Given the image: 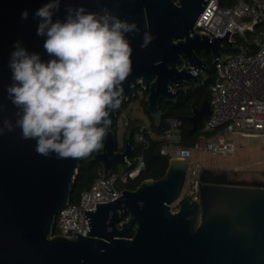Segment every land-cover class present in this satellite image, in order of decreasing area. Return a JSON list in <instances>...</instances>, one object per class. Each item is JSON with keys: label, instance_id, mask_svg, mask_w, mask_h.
Listing matches in <instances>:
<instances>
[{"label": "water", "instance_id": "1", "mask_svg": "<svg viewBox=\"0 0 264 264\" xmlns=\"http://www.w3.org/2000/svg\"><path fill=\"white\" fill-rule=\"evenodd\" d=\"M47 2L0 0V102L5 106L0 119H16L6 91L12 83L9 61L15 42L44 61L50 59L35 17ZM208 2L103 0L98 5L95 0H61L53 20L63 22L69 6L91 11L106 6L121 19L136 22L141 33L127 34L133 64L122 101L129 102L139 88L147 91V112L159 126L160 101L176 103L191 88H199L211 66L225 61L223 44L239 50L227 31L210 38L194 29ZM24 10L29 13L26 20L21 19ZM145 30L157 38L141 50ZM210 112L208 102L193 110L191 133ZM111 120L104 148L89 158L100 165L102 176L117 164L128 165L134 151L129 130L123 149H117V110ZM35 146V140L21 139L19 128L0 135V264H264L263 182L231 181L226 171L205 167L193 197L190 188H184L187 161L172 157L162 178L115 191L106 201L91 199L84 210L89 226L85 235H53L58 213L70 204L82 159L44 157ZM174 203L176 211L171 209Z\"/></svg>", "mask_w": 264, "mask_h": 264}, {"label": "clouds", "instance_id": "2", "mask_svg": "<svg viewBox=\"0 0 264 264\" xmlns=\"http://www.w3.org/2000/svg\"><path fill=\"white\" fill-rule=\"evenodd\" d=\"M60 4L48 0L35 12L37 35L46 37L43 48L49 60L29 53L20 41L14 44L12 83L6 91L16 119H0V135L19 128L21 139L36 141L38 155L83 159L105 146L111 115L119 109L123 84L132 73L133 47L127 34L135 37L141 29L106 6L98 11L69 6L65 20L54 22ZM28 15L24 10L21 19ZM156 38L143 31L141 50ZM4 107L0 102V114Z\"/></svg>", "mask_w": 264, "mask_h": 264}, {"label": "built area", "instance_id": "3", "mask_svg": "<svg viewBox=\"0 0 264 264\" xmlns=\"http://www.w3.org/2000/svg\"><path fill=\"white\" fill-rule=\"evenodd\" d=\"M256 26L260 28L256 40L247 42L246 33L254 32ZM194 29L210 38L221 37L227 31L232 43L239 46L235 53H226L223 48L227 47L221 46L225 61L214 64L215 76L209 86L211 112L202 124L201 135L192 147L179 145L181 121L172 118L168 119V128L163 135H153L149 125L143 124L135 138L142 142L145 132L153 139L165 142L162 154L185 159L188 163L185 185L196 197L199 175L205 167L201 162H192V157L206 151L232 157L236 135L264 137V0H235L226 7L220 5V0H209ZM236 35L244 38L247 44H237ZM142 97V91L138 89L135 102L139 104ZM120 118L117 117L116 126L125 128L126 123H121ZM144 167V161L139 157L132 171L112 172L105 176L100 171L92 184L82 191L78 203H70L58 213L53 235L71 237L74 232L85 235L89 226L84 210L91 199L106 201V195L114 196L115 191L121 193L118 186L134 179Z\"/></svg>", "mask_w": 264, "mask_h": 264}, {"label": "trees", "instance_id": "4", "mask_svg": "<svg viewBox=\"0 0 264 264\" xmlns=\"http://www.w3.org/2000/svg\"><path fill=\"white\" fill-rule=\"evenodd\" d=\"M234 2L235 0H220V5L226 7L234 4ZM259 29L260 28L256 26L254 32L246 33V37L258 34ZM236 43L242 46L247 44V42L243 38L241 39L239 38V40L236 39ZM225 52L235 53L228 49H225ZM214 76H215V70H214V65H212L211 69L208 72V77L206 81L199 88L197 89L191 88L186 94H182L181 96H179L176 103L160 101L159 109L163 112V117L161 124L159 126H156L154 124L153 119L149 116L147 112V106L145 103V95L147 94V91L139 88V90L142 91V95H143L142 99L140 100V104L144 112L146 113V115H148L150 119L149 127L151 133L155 136L163 135V133L168 128V123H167L168 119H172V118L178 119L181 121L180 132H179V145L183 147H192L199 138V136L201 135L200 130L207 116L202 119L200 126L193 133L190 132L192 128V124L189 119L193 115L194 109H200L204 102H208V103L210 102L211 92L209 90V86L213 82ZM136 99H137V95L134 98H131L129 102L122 101L119 109H117V117H119L122 114V112H124L128 108L129 104L134 102ZM142 127H143V123L138 119H129L126 123L125 132L129 130L132 134V143H133L134 151L128 159L129 165H123L124 166L123 172L132 171L137 165V160L139 157H142L145 167L143 170L139 172V174L134 179L129 180L125 184H120L118 186L120 190L123 189L134 190L136 187L140 185V183H142L145 180L160 179L165 175V172L167 170L170 157L161 153V150L164 147L165 142L161 140H155L152 138L151 135H148L145 132H144V140L142 142L137 141L135 135L137 134V132H139V130L142 129ZM113 131L117 133L116 125L113 127ZM123 147H124L123 142L121 147H118L117 144L118 150H122ZM99 152H94L91 156ZM91 156L87 158H83L81 160L78 173L75 175V179L71 185V190H72L71 201H70L71 204L78 203L82 191L85 188H88L92 184L94 179L99 176L101 167L97 162L89 161V158ZM112 172H119L117 170V165L112 170H110L108 174ZM55 233H56V228H54V234Z\"/></svg>", "mask_w": 264, "mask_h": 264}, {"label": "rangeland", "instance_id": "5", "mask_svg": "<svg viewBox=\"0 0 264 264\" xmlns=\"http://www.w3.org/2000/svg\"><path fill=\"white\" fill-rule=\"evenodd\" d=\"M239 40L242 37L236 35ZM256 35L246 37L247 42L256 40ZM244 39V38H243ZM245 40V39H244ZM245 40V41H246ZM226 48H223L225 52ZM235 150L233 156L214 155L210 152L198 153L191 158L192 162L202 163L204 167L216 166L215 171H226L229 180L235 181H264V137H234ZM118 147L122 146L121 134L117 133ZM117 170L122 172L124 166L117 164ZM186 188V185L184 186Z\"/></svg>", "mask_w": 264, "mask_h": 264}, {"label": "crops", "instance_id": "6", "mask_svg": "<svg viewBox=\"0 0 264 264\" xmlns=\"http://www.w3.org/2000/svg\"><path fill=\"white\" fill-rule=\"evenodd\" d=\"M204 82L201 83V85ZM120 120L121 123H127V121L129 119H138L140 121H142L143 124H150V119L148 117V115H146V113L144 112L140 102L139 104L137 102H132L129 104L128 108L122 112V114L120 115ZM117 133L121 134V138H122V142H123V138H124V134H125V128L119 127L117 128ZM209 168H215L216 166H207ZM231 181H235V180H231ZM255 181H259V182H263L264 181H260V180H250V181H238V182H246V183H250V182H255Z\"/></svg>", "mask_w": 264, "mask_h": 264}, {"label": "flooded vegetation", "instance_id": "7", "mask_svg": "<svg viewBox=\"0 0 264 264\" xmlns=\"http://www.w3.org/2000/svg\"><path fill=\"white\" fill-rule=\"evenodd\" d=\"M198 55L201 56V57H203V58H208V59H209L208 56H207V57H204L202 53H198ZM220 172H222V171H220ZM171 209H172V211H176V210H177L176 203H174V204L171 206Z\"/></svg>", "mask_w": 264, "mask_h": 264}]
</instances>
